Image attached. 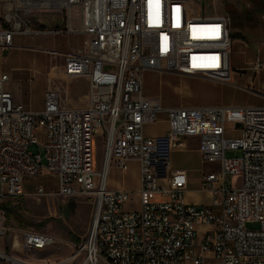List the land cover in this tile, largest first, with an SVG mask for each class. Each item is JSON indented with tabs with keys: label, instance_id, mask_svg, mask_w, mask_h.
<instances>
[{
	"label": "built area",
	"instance_id": "2783aa9c",
	"mask_svg": "<svg viewBox=\"0 0 264 264\" xmlns=\"http://www.w3.org/2000/svg\"><path fill=\"white\" fill-rule=\"evenodd\" d=\"M49 14L58 19L49 23ZM39 35L77 36L76 47L45 51L63 59V77L85 78L89 89L76 107L65 102L68 89L62 101L49 83L43 109L31 111L5 88L9 74L0 76V238L11 232L25 252L56 244L35 228L17 229L9 213L25 196L24 183L47 170L59 196L92 203L87 236L70 257L84 252L79 264H264V105L165 107L142 91L145 71L223 81L233 70L231 13L215 12L214 0H0V49ZM251 69H264L259 56ZM161 114L166 133L147 135ZM189 137L198 138L204 161L218 163L200 180L210 203L187 202V173L171 167L172 150L187 147ZM133 160L141 202L128 210L132 192L108 188L106 176L112 164L124 169ZM33 194L50 192L39 184Z\"/></svg>",
	"mask_w": 264,
	"mask_h": 264
},
{
	"label": "rangeland",
	"instance_id": "374dc122",
	"mask_svg": "<svg viewBox=\"0 0 264 264\" xmlns=\"http://www.w3.org/2000/svg\"><path fill=\"white\" fill-rule=\"evenodd\" d=\"M242 0H214L215 12L223 13L229 11L231 15H237L239 21L232 24L234 35H245L249 38L248 48L243 47L238 41L232 45L231 61L233 74L228 78L226 73H222L223 80L201 79L186 76H179L171 73H158L146 71L143 73V92L146 96L158 97L163 106H200L208 104L227 105H261L264 104V70H261L263 82L258 85L260 77H254L251 69V60L255 57L258 44L256 26L258 21L251 14H256L258 19L264 15V6L259 5L254 0H246L252 3L253 7L246 8ZM211 14V12H207ZM48 22L54 23L58 19L56 14L48 15ZM263 20V19H262ZM263 35H261L262 37ZM78 38L74 36H20L17 37L18 44L29 47H43L48 49L67 50L78 45ZM244 50V51H243ZM8 54L5 60L0 58V71L8 72L9 81L6 83L16 98L22 100L23 104L30 108H41L44 106L45 92L51 83L52 88H58V93L62 101H65L66 91H70L67 105L76 104L80 100L86 104L84 95L89 89L88 81L85 78L67 79L61 74V60H45V54L41 51L30 49H11L4 52ZM261 55L264 59V40L261 46ZM264 61V60H263ZM55 65V68L52 66ZM257 75V74H256ZM255 75V76H256ZM254 79L255 83L254 84ZM228 81V82H227ZM231 81V82H230ZM237 84H236V83ZM256 86H261L259 90ZM256 90L260 93H256ZM263 94V95H262ZM164 117V114H161ZM29 150L38 152L36 145L31 144ZM239 151H228L227 156L239 155ZM104 155V140L100 134L96 135V157L97 166L101 169ZM174 166H186L197 168L191 174L200 177L202 174L218 169L217 162L204 161L200 155L192 151L191 144L187 147H177L171 154ZM45 171V172H44ZM40 171L36 176L30 177L24 184L23 191L26 198L23 206L18 207V217L15 218L17 229L24 226L34 227L45 233L52 235L56 244L43 249H33L29 251L28 261L33 264H57L63 263L64 259L79 251L84 242L92 218V204L84 198H65L59 196L57 191V177L47 170ZM107 175L116 180H125L126 184L136 190L138 186L139 167L133 165L126 169L124 175L120 171L108 170ZM43 185L49 198L37 199L33 196L37 185ZM195 186L199 188L200 185ZM151 199V198H150ZM84 202V203H83ZM141 196L138 193H131V202L126 205L128 210L138 209ZM41 205L46 206L43 211ZM17 211V210H16ZM260 224L255 221L246 222L249 229H258ZM204 226H200V231ZM1 240V238H0ZM7 240V239H6ZM5 240L7 251L11 256L19 259L20 245L17 248L15 243L11 247L10 242ZM4 245H2L3 248ZM56 256L55 260L49 261ZM86 255L81 252L79 260H74L73 264H79ZM0 264H16L14 261L0 258ZM105 264V263H102Z\"/></svg>",
	"mask_w": 264,
	"mask_h": 264
},
{
	"label": "crops",
	"instance_id": "0c3cea01",
	"mask_svg": "<svg viewBox=\"0 0 264 264\" xmlns=\"http://www.w3.org/2000/svg\"><path fill=\"white\" fill-rule=\"evenodd\" d=\"M245 0H242L241 2H244ZM252 7H253V5H252ZM253 17H255V20H257L258 21V24H257V26H256V30L258 31V33L260 34V35H258V38H256V43L258 44V50H257V53H256V55H255V57H253V58H249L248 60H251V62L250 63H252V61H254L255 60V58L257 57V56H259V58L263 61L264 59H263V57H262V55H261V46H262V44H263V40H264V15L262 14L261 15V19H258L257 18V15L256 14H251ZM232 16V24H234L235 23V21H239L238 20V17L239 16H237V15H231ZM263 19V20H262ZM232 35H233V44H235V43H237V41L241 44V45H243V47H246V48H248V42H250V40H249V38H247L245 35H243V34H241V35H234V33L232 32ZM261 35H263L262 37H261ZM39 36H48V35H39ZM57 36H64V35H57ZM29 37H34V36H29ZM16 39L17 38H15V44L17 45V46H21L22 48H14V49H30V50H33V51H41V52H43L44 54H45V60H53L52 62L53 63H56V60H61V65H62V63H63V59L62 58H56V59H53L45 50H58V51H67V50H69V49H67V50H59V49H48V48H43V47H29V46H24V45H21V44H18L17 42H16ZM72 47H74V46H72ZM244 51V50H243ZM232 52V51H231ZM8 56V54H6V55H4V51L2 50V49H0V58H2V60H5L6 59V57ZM264 62V61H263ZM54 66V65H53ZM230 66H231V69L233 68V66H232V61H231V64H230ZM234 69V68H233ZM262 70H264V69H262ZM146 72V71H145ZM155 72V71H154ZM4 73H8V72H5V71H0V76L2 75V74H4ZM225 73H226V75H227V77L230 79V78H232V80H233V77L235 76V74H233V70H230L229 68L225 71ZM171 74H176V73H171ZM176 75H179V74H176ZM256 74H254V77L256 78L257 76H259L260 77V81H258L257 83H258V85L260 84L261 85V83L263 82V80L261 79V71L255 76ZM179 76H184V75H179ZM186 77H193V78H201V79H211V78H206V77H198V76H186ZM223 81H226V80H223ZM228 82V81H227ZM231 82V81H230ZM7 83V82H6ZM236 83V82H235ZM257 83H255V79H254V84L255 85H257ZM237 84V83H236ZM5 88L7 89V87H6V84H5ZM256 88L257 89H259V90H263L262 88H261V86H256ZM8 90H10V89H8ZM11 91V90H10ZM142 91H143V84H142ZM12 92V91H11ZM254 92H256V93H260V92H258V91H256V90H254ZM12 94H13V92H12ZM143 95H144V97L145 98H148V99H157L158 97H150V96H146L145 94H144V92H143ZM263 95V94H262ZM13 97H14V100L16 101V102H18V103H22L23 104V102H22V100H20L19 98H16L15 96H14V94H13ZM83 102L80 100L78 103H76V104H70L71 106H76V107H80V106H83ZM24 105V104H23ZM208 105H224V106H245V105H227V104H208ZM261 105H264V104H261ZM28 110H31V111H40V110H42L43 109V107L44 106H42L41 108H30V107H27L26 105H24ZM200 106H203V105H200ZM170 107H174V106H170ZM184 107H196V106H184ZM167 129H168V125H167V121H166V117H165V115H164V117H162V116H160V119H159V121L157 122V123H155V124H151V125H147L146 127H145V133L147 134V135H150V136H158V135H162V134H164V133H166V131H167ZM189 144H191V148H192V151H194V152H196V153H198L199 155H200V152H199V149H198V147H199V140H198V138H196V137H189V138H187V146H189ZM176 151V148H174L173 150H172V152H171V154H173L174 152ZM200 157H201V155H200ZM170 162H171V167L173 168V169H180V170H184V171H186V173H187V176H188V183H187V186H186V191H185V200L187 201V202H190V203H198V204H200V203H210L211 202V195L208 193V192H205V191H203L202 189H201V185H200V180H201V177H202V175L200 176V177H194V176H192V172L195 170V169H197V168H194V167H191V166H189V165H186V166H174L173 165V162H172V160H171V156H170ZM135 166V165H138V167H139V164H138V162L137 161H135V160H133V161H130L128 164H127V166L124 168V169H121V168H118L117 166H115L114 164H112L111 166H109V168H108V170L110 169H112V170H118V171H120L121 172V174L122 175H124L125 174V172H126V169L127 168H129V167H132V166ZM97 169L98 170H100L99 169V167L97 166ZM45 172V171H44ZM108 172V171H107ZM106 183H107V186H108V188H110V189H126V190H129V191H131V192H136L137 193V190L139 189V187H140V172H139V176H138V186L137 187H135L136 188V190L134 191V190H132L133 188L132 187H130V186H128L127 184H126V182H125V180H122V181H120V180H116V179H114V178H111V177H109L108 175L106 176ZM197 183H199L198 185H200V187L199 188H196L195 186L197 185ZM25 185V184H24ZM25 193V192H24ZM32 195L33 196H35L33 193H32ZM50 194H48V195H43V196H40V197H37V199H41V198H44V197H46L47 199L49 198L48 196H49ZM26 198V194H25V196H23L22 198H21V201H20V204L18 205V206H16L15 208H12V209H10L9 210V213H10V219H13L14 220V222H15V218L16 217H18V213L17 212H19L18 211V207H22L23 206V201H24V199ZM76 198H84V197H76ZM73 199V198H72ZM85 199V198H84ZM86 200V199H85ZM87 202H89L88 200H86ZM84 203V202H83ZM89 203H91V202H89ZM92 204V203H91ZM42 206V208H43V211H45L46 210V206L45 205H41ZM92 208H93V206H92ZM17 210V211H16ZM15 224H16V222H15ZM91 224V223H90ZM22 227H24V225L22 226ZM28 227H30V226H28ZM90 227V226H89ZM32 228H34V227H32ZM89 230V229H88ZM40 231H42V230H40ZM42 232H44V231H42ZM88 233V232H87ZM18 238V237H17ZM7 239V240H6ZM19 240H20V238H18ZM5 240L7 241V244H8V241L10 242V244H11V247H12V242H13V234L10 232V233H7V234H5L2 238H1V240H0V250L1 251H3V252H5V253H7V254H12L11 252H8L7 251V245H5L4 244V242H5ZM2 245H4L3 246V248H2ZM53 245H55V244H53ZM49 246H52V245H49ZM48 247V246H47ZM33 249H31L30 251H32ZM28 254H29V251H27V252H25L24 250H22V249H20V254L19 255H21V258H19L20 260H23V261H26V262H29L28 261ZM56 259V256H54V257H51L50 259H48L49 261H52V260H55ZM76 260H79V258H75ZM75 259H70V260H68V258L67 259H64L63 260V263L62 264H73V262H74V260ZM30 263V262H29ZM31 264H33V263H31Z\"/></svg>",
	"mask_w": 264,
	"mask_h": 264
},
{
	"label": "bare ground",
	"instance_id": "6f19581e",
	"mask_svg": "<svg viewBox=\"0 0 264 264\" xmlns=\"http://www.w3.org/2000/svg\"><path fill=\"white\" fill-rule=\"evenodd\" d=\"M14 243H15L16 247L18 248L19 245H20V242H19V240L17 238L14 240V242H12V248L14 247ZM0 256L5 258V259H8L10 261H14L16 264H23V262L20 259H17L15 257L11 256L10 254H2V253H0ZM84 261L85 260H83L82 263H84Z\"/></svg>",
	"mask_w": 264,
	"mask_h": 264
},
{
	"label": "flooded vegetation",
	"instance_id": "af4514ba",
	"mask_svg": "<svg viewBox=\"0 0 264 264\" xmlns=\"http://www.w3.org/2000/svg\"><path fill=\"white\" fill-rule=\"evenodd\" d=\"M256 3H258L259 5L264 6V0H254Z\"/></svg>",
	"mask_w": 264,
	"mask_h": 264
},
{
	"label": "snow or ice",
	"instance_id": "6c2138e0",
	"mask_svg": "<svg viewBox=\"0 0 264 264\" xmlns=\"http://www.w3.org/2000/svg\"><path fill=\"white\" fill-rule=\"evenodd\" d=\"M216 32H217V33L219 32V29H218V28L216 29Z\"/></svg>",
	"mask_w": 264,
	"mask_h": 264
},
{
	"label": "water",
	"instance_id": "95a60500",
	"mask_svg": "<svg viewBox=\"0 0 264 264\" xmlns=\"http://www.w3.org/2000/svg\"><path fill=\"white\" fill-rule=\"evenodd\" d=\"M254 91V90H253Z\"/></svg>",
	"mask_w": 264,
	"mask_h": 264
}]
</instances>
